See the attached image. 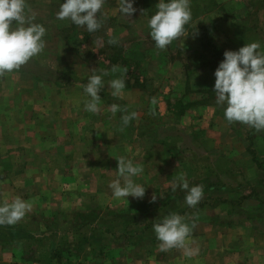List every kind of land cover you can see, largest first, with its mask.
Returning a JSON list of instances; mask_svg holds the SVG:
<instances>
[{
	"label": "rangeland",
	"instance_id": "1",
	"mask_svg": "<svg viewBox=\"0 0 264 264\" xmlns=\"http://www.w3.org/2000/svg\"><path fill=\"white\" fill-rule=\"evenodd\" d=\"M62 2L63 0H26L27 15L34 17V22L42 24L46 29L43 38L45 48L20 69L0 76V136L4 125H11L14 122L9 111L21 108L25 101L28 105L39 103L44 106L42 112L49 111V107L58 110V114L52 112L45 116L42 123L43 132H46L54 143L49 142L51 146L41 147L40 153L59 158L57 163L51 164L53 169L62 165L61 162L65 160L77 163L83 151L93 150L94 146H87V141H93L101 130L102 135H110L112 139L118 138L120 132L136 140L140 137V127L144 125L148 128L151 139L155 137L159 146L149 150L148 160L151 163L149 177H146L147 173L143 171L134 178L137 183H143L146 189L149 188V194L145 193L143 199H135L131 202L134 210L130 214L125 213V208L105 209L104 206L103 210H100L104 218H102V226L97 227L96 231L100 230L101 233L95 232L92 239L99 238L103 252L97 258H89L84 255L86 251L83 246L78 248L75 247L77 245L72 244L71 247L78 250L68 253L64 250L63 257L61 256L60 262L58 260L56 264H83V262L84 264H221V260H216L220 253H216L217 256L214 251H220L222 243L212 242L209 236L217 231L211 232L205 223L230 218L232 214L227 215L223 211V217L216 218L210 215L211 209L207 210L205 207L207 188L212 186L209 184L217 185L218 182L220 186L221 182L220 178L213 174L212 162L206 158L200 142L203 141L208 147H212V151L216 140L214 133L211 132L219 129L218 136H220L222 133L220 130L231 128L232 132L237 134L238 143L243 149L240 157L260 159L258 171L260 177L264 179V131L257 132L239 122L228 123L222 112L226 106L216 103L214 93V73L224 59L225 51H237L246 43L252 42L260 44L259 50L264 51V0H190L192 17L186 25L187 34L173 41L164 50L155 47V42L149 34L150 29L147 27V21L155 13L159 0H135L134 7L137 11L131 17L121 14L119 0H105L101 10L103 16L100 17L102 26L94 33H89L86 27L74 25L68 19H57L56 13ZM109 39H115L117 43L109 44ZM113 65L128 70L124 76L125 90L119 97H113L106 84L105 89L100 93L101 111L91 114L85 110L87 125L91 127L94 125L95 128L87 129L89 131L84 133L86 143L80 140V136L85 131L78 129H70L67 138L63 134L64 127L68 126V123L70 127L73 123L71 120L79 122L76 119L78 115L74 113L79 103L76 94L70 95V99L65 101L61 94L65 89L74 90L70 93H76V90L83 92L87 78L94 73L99 74L100 70L109 71V75L104 77L106 82L116 78L120 73L110 72ZM31 88L34 91L36 89V92H32ZM50 91L54 93L51 99H49ZM153 98L156 100L155 104L152 103ZM85 99L87 100L86 95ZM65 103L73 105L70 114H62L64 110L59 106ZM113 103L127 109L128 113L137 114L127 127L122 126L121 112L111 113L110 106ZM216 107L218 109L215 111ZM81 109H84V104ZM79 114L81 116V112ZM131 125L134 129H129L126 133L124 129ZM190 126L197 129L198 133L195 132L197 139L201 138L195 141L199 148L188 149L186 144L181 143L171 146L170 138L174 137L171 142H177L183 131ZM206 133L205 137L200 136ZM63 140L70 141V145H59L58 143ZM224 140L222 139L221 142ZM231 141L228 139V142ZM234 142L228 144V149L239 148L237 142ZM171 148L178 154L176 161H180V164L174 163L169 155L166 165L158 164L156 161L159 159L161 162L166 151ZM96 152L101 154L99 149ZM140 156L139 151L138 157ZM193 156L196 157L194 161L191 160ZM70 157L75 159L71 160ZM246 160H243L244 165ZM187 161L194 163L192 167L185 166L184 162ZM37 163L44 164V162ZM3 166L4 164L0 162V169ZM34 166L38 168L41 165ZM111 171L114 172L107 169L106 177L102 178L98 187L109 186L110 182L116 179V176H113L115 173ZM180 175L185 176L190 186H203L202 199L194 207L185 204V191L178 186L175 191L172 190L173 184L178 183L177 177ZM90 182L92 183L90 186L95 187L93 178H90ZM154 194L157 199L152 202ZM169 197L172 199L168 200ZM211 197L208 191V198ZM142 201L144 204H149V207L140 210ZM127 211L129 212V208ZM142 212L149 216L148 229L153 237H156L153 223L169 213L174 212L185 217L189 224L194 222L195 227L186 243L196 249V253L188 257L183 249L172 248L165 251L164 257L159 260L154 256L153 258V254L143 259L140 256L142 249L137 245L140 241L137 242L136 247L130 248V243L126 239L127 236L136 238L141 233ZM125 222L126 224L131 222L132 225L125 226ZM84 230V235L89 238L94 233L89 227ZM158 243L160 242L154 241L155 252L159 250ZM137 249L139 252H136ZM130 250L137 253L134 259L129 257ZM109 253L112 255L111 258Z\"/></svg>",
	"mask_w": 264,
	"mask_h": 264
},
{
	"label": "crops",
	"instance_id": "2",
	"mask_svg": "<svg viewBox=\"0 0 264 264\" xmlns=\"http://www.w3.org/2000/svg\"><path fill=\"white\" fill-rule=\"evenodd\" d=\"M31 90L36 92V89L34 91L31 88ZM70 91L74 90L65 89L61 95L65 101L76 94L79 104H77V110L74 108L76 110L74 113L78 115L76 119L79 122L70 119L73 123L70 124V127L69 123L64 127L63 134L68 138L70 129L85 131L80 136V140L86 143L87 139L84 133L92 130L94 125L92 127L87 125L86 111L81 109L86 100L85 94L80 90H76V93H70ZM50 92L49 99L54 96V93ZM66 103L59 106L64 110V113L61 112L62 114H68L73 106L71 103ZM23 105L15 111H9L14 122L11 125L5 124L0 136V162L4 164L0 169V203H11L16 197H20L30 202L32 208L16 224L0 225V264H56L63 257L64 250L67 253L76 252L78 249L74 248H79V246L84 247L86 252L83 253L86 257L97 258L103 252L101 251V242L98 237L92 239V236H95V232L101 233L100 230L96 231L97 227L102 226V218H104L100 210H103L104 206L105 209L125 208V213L130 214L134 210L131 202L135 200L132 197H128V200L127 198H114L109 186L98 187V183L106 177L107 169L114 170L111 172L115 173L113 176L117 178L115 171L118 161L116 158L119 157H125L135 164L144 165L143 171L145 174L147 173L146 177H149V165H151L148 160L149 150L159 146L156 143V138L151 139V134H148V128L144 125L140 127V137L136 140L133 137H126L120 132L119 139H112L110 135H102L101 130L93 141H87V146H94L93 150L83 151L79 155L77 163L65 160V162H61L62 165L53 169L51 164L57 163L59 158L48 157V155L40 153L41 147L51 146L49 142L54 143V140H50L46 132H43L42 123L45 116L52 112L58 114V110L49 107V111L42 112L44 106L39 103H29L28 105L23 101ZM216 109L218 107L215 108V111ZM96 128H98L97 125ZM129 129L134 128L131 125L124 131L127 133ZM227 130H220L222 132L220 136H218L219 129L211 132L214 133L216 140L215 148L212 151V147H208L203 141L200 142V147L206 158L212 162L213 174L220 178L221 182L220 186L218 182L217 185L209 184L212 186L207 190L212 197L208 198L207 191L205 207L207 210L210 208V215L216 218L223 217V211L227 215H232L230 218L207 221L205 224L209 226L211 232L217 231L209 236L213 240L212 242L214 244L218 241L222 243L221 250L214 251V254L220 253V256L216 254L218 256L216 260H221V264H264V179L260 177L258 171V164L261 161L246 156L244 158L247 159L246 165H244V159L240 157L243 149L238 143L239 138L231 128L227 127ZM183 132V135L175 143L171 142L174 137L170 138L171 146L181 143L186 144L188 149L195 148L197 150L199 146L195 141L201 139H197L195 134L197 129L190 126ZM170 133L173 134V132ZM105 134L108 133L105 132ZM206 135L207 133L200 136L205 137ZM222 139H225L224 142H221ZM228 139L232 141L228 142ZM233 142H237L239 148L228 149V144ZM58 144L70 145V141L64 142L63 140ZM102 145L103 147H100ZM98 149L101 151L100 155L96 152ZM139 151L141 152L140 157H138ZM165 154L161 162L159 159L156 161L158 164L166 165L168 155L174 163L180 164V161H176L178 154L174 149L167 150ZM70 159L74 160L75 157H70ZM112 159L114 161H111ZM191 160H196V157L193 156ZM37 162H44V164ZM36 164L41 166L35 168ZM70 164L72 165L70 166ZM184 164L190 168L194 163L187 161ZM90 178H93L95 187L90 186L92 185ZM147 194H149V188L146 189ZM170 199L172 198L169 197L168 200ZM148 207L149 204H144L143 201L139 206L140 210ZM127 208H129V212ZM117 219L115 218V220ZM120 219L122 221V218ZM140 223L143 228L141 233L136 238L126 237L130 248L136 247L137 242L140 241L137 245L142 249L140 256L143 259L151 257V254H153L152 257L161 259L164 257V252L159 250L155 252L154 241L158 242V240L150 235L148 229L150 219L144 212L141 213ZM124 225L130 226L132 223L126 224L125 222ZM87 227L94 231L90 238L84 235V228ZM72 244L77 246L71 247ZM115 250L117 252V249ZM136 252L139 250L137 249ZM133 253L130 250L129 257L131 259L137 256ZM111 257L110 254L109 258Z\"/></svg>",
	"mask_w": 264,
	"mask_h": 264
},
{
	"label": "clouds",
	"instance_id": "3",
	"mask_svg": "<svg viewBox=\"0 0 264 264\" xmlns=\"http://www.w3.org/2000/svg\"><path fill=\"white\" fill-rule=\"evenodd\" d=\"M134 3L135 0H119L121 14L131 17L137 11ZM104 4L105 0H63L56 16L59 20L68 19L74 25L86 27L89 33H94L102 26L100 17L103 16L101 10ZM155 9V13L147 21V27L155 47L164 50L173 41L187 34L186 25L192 17L190 0H159ZM34 20V17L27 15L26 0H0V76L20 69L44 50L46 29ZM108 43L116 44L117 41L109 39ZM260 48V44L252 42L246 43L237 51H225L224 59L214 73L216 103L226 106V121L230 124L239 122L248 125L257 132L264 131V51H260ZM127 71L126 68L113 65L110 72L120 75L107 82L104 77L109 75L108 70L90 75L83 85V92L87 97L84 109L91 114L101 111L100 93L106 84L112 96L119 97L126 88L124 76ZM152 103H156L155 98ZM110 111L112 114L121 112L123 127H127L137 115L135 112L128 113L127 109L115 103L110 106ZM116 160L117 178L109 184L113 197L143 199L146 187L134 179L142 174L143 166L125 157ZM177 182L173 184L172 190L175 191L178 186L186 193L185 204L189 207L196 206L202 199L203 186H190L184 175L178 176ZM156 199L154 194L152 202ZM31 208L32 204L20 197H16L11 203H0V225L16 224ZM152 227L160 242V251L180 248L188 257L196 253L197 250L186 243L195 227L194 222L189 224L185 217L173 212L154 222Z\"/></svg>",
	"mask_w": 264,
	"mask_h": 264
}]
</instances>
